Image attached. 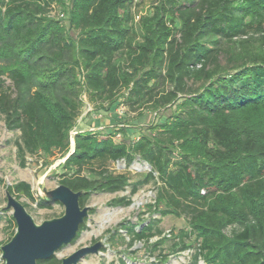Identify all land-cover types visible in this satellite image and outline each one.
I'll list each match as a JSON object with an SVG mask.
<instances>
[{
	"label": "trees",
	"instance_id": "obj_1",
	"mask_svg": "<svg viewBox=\"0 0 264 264\" xmlns=\"http://www.w3.org/2000/svg\"><path fill=\"white\" fill-rule=\"evenodd\" d=\"M142 1L0 0V114L20 132V163L40 151L68 154L85 98L105 110L170 109L131 142L78 131L60 183L83 191L82 207L93 193L129 189L109 202L128 206L153 184L148 210L187 222L173 253L194 250L193 264H264V0H145L136 14ZM137 158L150 170L136 179L107 166ZM6 188L36 200L26 181ZM160 221L110 230L149 240L162 233Z\"/></svg>",
	"mask_w": 264,
	"mask_h": 264
},
{
	"label": "rangeland",
	"instance_id": "obj_2",
	"mask_svg": "<svg viewBox=\"0 0 264 264\" xmlns=\"http://www.w3.org/2000/svg\"><path fill=\"white\" fill-rule=\"evenodd\" d=\"M147 9L148 2L145 0L133 8L136 14H141ZM52 14L59 16V9L54 8ZM60 18L66 19L63 16ZM69 32L73 37L77 35L76 30L72 29ZM6 84L11 85L9 79L6 80ZM97 104V102L85 98L82 114L78 118L76 126L70 131V152L74 149L75 134L78 131H114L115 142L122 140L131 142L138 140L152 124L163 121L170 113V109L155 112L147 108L148 105L131 109L119 104L113 105L112 108L109 106L108 110H105L107 103H104V109L96 108ZM19 135L18 130L7 128L4 117L0 114V212L5 217L0 222V242L7 241L16 228L15 220L11 225L6 221L7 218L13 217L12 209L4 208L7 202V185L18 181H26L31 184L36 200H31L25 195H22L20 200L23 204H27L28 212L38 224L47 219L59 217L64 212V206L60 202H51L50 207L41 208L38 206L37 200L46 198V191L61 184L60 180L66 172L63 164L70 152L67 154L58 149L51 153L40 151L34 155H28L27 162L23 166L17 156L16 141ZM107 166L115 173L126 172L133 179L150 170V166L140 158H137L131 165H127L125 160H118L108 162ZM129 193V189L117 193H93L86 204L91 206V210L85 227L75 240L57 251L56 257L62 259L82 246L102 240L106 246L100 253L87 255L79 264H122V260L126 264H193L194 250L173 253L171 249L173 243L178 240L175 236L181 228L187 226L186 219L174 215L162 216L160 213H152L148 210V204L153 203L156 197V189L153 184L142 187L132 196V203L128 206L109 205L113 198L129 195ZM151 218H161L158 225L162 229V233L149 240L133 238L127 230H120L118 234H113L114 231L110 230L122 222L136 224L137 228H140L142 219L148 221ZM164 255L167 256L166 260H163ZM0 264H4L2 258ZM197 264L206 263L199 260Z\"/></svg>",
	"mask_w": 264,
	"mask_h": 264
},
{
	"label": "water",
	"instance_id": "obj_3",
	"mask_svg": "<svg viewBox=\"0 0 264 264\" xmlns=\"http://www.w3.org/2000/svg\"><path fill=\"white\" fill-rule=\"evenodd\" d=\"M82 194L83 191H74L65 184L46 191L45 199L63 204L64 212L38 224L23 202L6 188L4 208L12 209L16 230L11 239L1 246L4 264H38L39 260L51 258L75 240L91 210V206H81ZM105 246L102 240L82 246L63 257L60 264H79L84 257L100 253Z\"/></svg>",
	"mask_w": 264,
	"mask_h": 264
}]
</instances>
